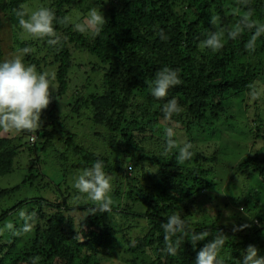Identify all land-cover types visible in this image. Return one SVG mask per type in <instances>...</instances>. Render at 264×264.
<instances>
[{"label":"trees","instance_id":"1","mask_svg":"<svg viewBox=\"0 0 264 264\" xmlns=\"http://www.w3.org/2000/svg\"><path fill=\"white\" fill-rule=\"evenodd\" d=\"M29 1L32 0H0V12L14 31L18 49L31 50L27 54L21 52L24 63L38 68L47 61L56 65L49 123L28 133V141L32 140L35 148V140L41 135V151L55 141L61 143L58 148L61 163L70 160L71 166L82 169L97 159L103 160L106 173H114L116 181H126V197L133 205L124 213L115 206L109 213H92L90 201L83 202V196L78 199L74 189L69 192L66 188V196L60 191L61 200L23 199L10 207H0V223L12 221L19 225L14 214L25 206L35 213L30 232L12 236L6 229L0 231V264H29L34 256L40 257L39 264H106L118 250L123 253L119 264H195L197 252L217 230L228 236L221 253L227 258L226 264H239L241 252L248 245L255 246L258 255L264 256V205L254 201L257 197L251 195V190L247 192L243 187L245 181H241L251 174L264 181V104L260 107L255 103L256 112L250 117L245 99L238 98L248 92L251 83L264 82V36L258 38L255 50L250 51L246 44L253 34L251 30L243 29L235 40L226 35L243 17L264 22V0H248L247 6L241 0H39L42 6L54 10L57 19L71 14L79 18L100 2L102 6L109 3L104 15L107 23L98 36L75 31L70 19L68 25L55 24L62 40L55 47L45 40L18 39L21 29L14 9ZM213 17L217 19L215 27L210 23ZM160 29L166 40L159 38ZM209 31L223 34L224 47L216 53L199 46ZM73 49L96 58L91 68L100 76V83L88 94L85 93L88 86L75 87L69 111L61 117L58 108L69 89ZM2 54L0 41V59ZM165 66L179 70L181 83L170 88L165 98L157 100L149 94L145 82L153 80ZM173 97L183 108L174 117L177 144L184 141L193 144L192 159L182 165L176 163L178 148L164 150L166 122L161 107ZM67 120L80 135L85 128L89 133L80 136L70 131ZM236 124L248 130L249 138L243 139L248 152L232 163L227 155L235 144ZM17 150L11 138L0 137V176L11 171ZM119 154L122 156L117 157ZM38 162L39 157L30 161L28 174L19 185L0 189V201L42 177ZM129 166L133 169L131 173L125 168ZM221 171L229 172L230 186H241L243 198L232 193L209 196L207 191L217 187L211 173ZM209 201H215L213 207H219L218 215H236L241 206L240 212L245 209L251 217L247 216L244 223L236 219L233 225L250 227L233 232V225L228 223H194L197 204L206 205ZM135 204L144 209L134 210ZM202 205L198 211L203 210ZM72 211L83 212L78 223L68 214ZM173 212L182 215L191 231L209 235L195 249L186 240L175 256H169L163 251L161 224ZM112 214L127 219L142 217L146 225L140 227L136 237L130 236L125 231L135 226L113 225L107 218ZM244 219L240 215L239 220ZM119 232L126 245L120 246Z\"/></svg>","mask_w":264,"mask_h":264},{"label":"clouds","instance_id":"2","mask_svg":"<svg viewBox=\"0 0 264 264\" xmlns=\"http://www.w3.org/2000/svg\"><path fill=\"white\" fill-rule=\"evenodd\" d=\"M102 2H107V0H102ZM241 4L247 6L248 0H241ZM101 7L100 2L89 9L81 21L72 25L74 30L81 34L98 36L107 23ZM14 12L19 18V28L24 34L34 39L45 40L49 46L53 47L62 43L60 35L55 30V24L68 25L71 22L67 16L57 19L54 10L46 6H40L29 12L21 4L19 8L14 9ZM210 23L215 27L217 19L211 18ZM245 28L253 33L246 44V49L254 51L258 38L264 36V22L260 20L249 21L248 17H243L231 30L227 31V38L235 40ZM159 38L167 39L163 29L159 30ZM199 46L201 49L216 53L224 47L223 34L220 31H209ZM20 51L27 54L31 50L24 47ZM145 83L149 88V94L154 99L160 100L168 95L170 88L181 83L180 73L178 69L165 66L156 73L153 80ZM52 93H54V85L49 73L39 72L34 65L25 64L20 55L0 60V133L8 134L13 131L31 133L38 130L42 125V110L48 107ZM248 97L253 102L264 97V82L251 83ZM182 111L183 108L175 97L167 100L161 107L162 118L166 122L164 150L170 151L178 148L176 160L178 165L190 161L193 157V144L190 141H184L178 145L175 139L174 117L179 116ZM104 168L105 162L97 159L73 178L77 198L83 196L90 201L92 213H109L113 205L110 195L113 190V175L106 173ZM125 168L129 170V173L133 171L131 166ZM17 216L20 221L19 225L9 221L4 226L12 236L30 232L35 223V213L27 209H20ZM248 227H250L248 224L233 225L232 230L238 232ZM161 228L165 244L163 251L169 256H175L178 247L186 240L190 241L195 249L197 243L205 240L209 235L207 232L191 231L186 220L178 212L167 215ZM227 238L228 236L223 231L217 230L209 242L197 252L195 264H226L227 258L221 253ZM241 255L242 260H239V264H264V256L258 255V249L253 245H248ZM39 260L40 257L34 256L29 264H39Z\"/></svg>","mask_w":264,"mask_h":264},{"label":"rangeland","instance_id":"3","mask_svg":"<svg viewBox=\"0 0 264 264\" xmlns=\"http://www.w3.org/2000/svg\"><path fill=\"white\" fill-rule=\"evenodd\" d=\"M42 6L39 0H32L29 1L25 7L26 9L31 12L32 10H35L36 8ZM109 3H106V5L101 7V11L105 15V11L108 9ZM88 13V12H87ZM82 14L79 18L76 16L69 15V18L71 19L72 23H76L81 21L86 15ZM2 13L0 12V41H1V47H2V57L0 60L11 58L14 55H21V51L18 49V45L14 42V31L9 25V21L7 18H4L3 20ZM18 39L21 40H28L32 39L35 40L32 37L27 36L24 34L21 30L20 33L18 34ZM73 54V66L70 70L69 73V89L67 93L64 95V97L60 101V107L58 108V115H61V117H65L67 114V111H69V104L71 103V92L74 90L75 87H80V86H88L86 88L85 93L88 94L87 92H90L94 90L97 85L100 83V76L96 71H93L91 68V65L95 63L97 60L96 58L88 54L87 52H84L82 50H72ZM52 57L49 58V61H52ZM27 65H32L29 63H25ZM37 71L39 72H47L50 74L52 78V84L54 85V90L56 88V83H55V69L56 65L50 64L48 61L45 63L42 62L40 65V68L35 66ZM81 88V87H80ZM97 89V88H96ZM51 91V90H50ZM239 99H245V104H246V111L248 116H252L256 109V106L254 105L255 103L260 104V107L264 104V97H262L258 101H251L248 97V92L244 93L243 95L238 97ZM241 100V101H242ZM248 105V106H247ZM48 109L49 105L46 109L42 110L41 113V121L42 125L39 129L42 128V126L45 123H49V117H48ZM261 109V108H260ZM264 112V109H263ZM67 128L73 132H77L76 129H72L73 126H71V122L67 120L66 122ZM233 136L235 140V144L233 143V148L230 149L229 154L227 155V160L235 163L237 162V157L240 156L242 153L248 152L246 148L247 143L246 141L244 142L243 139L247 140L249 138V133L248 130L242 127L241 124H236L233 127ZM81 135L82 133H89L88 128H85L84 130L80 131ZM41 134V132H38ZM78 135H80L79 132H77ZM31 135H34L33 133ZM80 135V136H81ZM35 136V135H34ZM33 136V137H34ZM0 137H9L13 140V142L18 146L17 153L15 154L13 164H12V169L10 172L0 176V189H5V188H14L17 185H19L24 177L28 174L29 170V165L30 161L32 159H35L36 157H39V162H38V171L42 174V177H38L35 181L31 182V184H26L25 186L21 187L20 189L15 190L12 192L8 197L3 198L0 201V207L5 208L6 206L10 207L20 200L23 199H40L44 198L47 200H56V199H62L61 197V190L63 191L62 196H66V191L65 189L67 188L69 192L74 189L73 187V178L79 174L83 169L81 167L76 166H71L70 160H63L61 163V159L58 158V148L61 147V143H58L55 141L54 145L50 146V148L45 149L44 151L40 150L41 147V140L43 139L41 135L35 140V148L32 147V143L29 140V134L28 132H22V133H17L15 131L8 133V134H3L0 133ZM42 138V139H41ZM33 139H36L35 137ZM30 142V143H29ZM240 142V145L238 144ZM243 155V154H242ZM70 156V153H69ZM122 154L117 155V157H121ZM73 157V156H72ZM239 160V159H238ZM34 168V170H37ZM113 175V190L111 192V197L113 199V205L118 208L117 211L124 213L126 212V208L130 207L133 205L131 200L126 197V191H127V186H126V181H116V176L114 173ZM211 178L215 179V183H217V187H212L210 190L207 191L210 197L215 196L217 193H220V196L223 195H230L231 193L233 194L234 197L243 196L241 195V186H236L233 184V186H230L231 184V178H229V172L225 173L223 171L219 172L216 175H213L211 173ZM244 178V177H243ZM241 181H245L243 184V187L247 190H251L252 193L251 195L255 198L260 204L264 205V181H259V176L252 175L249 177V179H242ZM254 188H259L258 191H255ZM75 190V189H74ZM65 191V192H64ZM116 191V192H115ZM115 192V193H114ZM119 193V195H117ZM220 198V197H219ZM226 198H229L226 196ZM232 199V198H231ZM236 199V198H233ZM83 202H86V198L84 197ZM202 200V199H201ZM253 200V199H252ZM212 201V200H211ZM209 201V204H197L196 211L193 213L192 221L194 223L202 224V225H208L211 224L212 222H217V223H228L230 225H233L234 222H237L236 219H238L239 223H244L246 220H248V217H251L250 213H248L245 209L244 211L240 212L239 207L238 211L231 216L230 214H223V215H218V209L219 207H213L215 205V201L211 202ZM70 202L73 203V199H70ZM80 202V201H79ZM201 202V201H199ZM127 205V206H126ZM202 208L205 211H198L197 209ZM211 205V206H210ZM205 207V209H204ZM112 208V207H111ZM26 209V206L23 208ZM144 209V206L135 204L134 205V210H137L138 212ZM128 211V210H127ZM69 215L74 216L75 223H78L79 219L82 218L83 212L79 211H72L68 213ZM237 217H235V216ZM243 216L244 221H240L239 217ZM14 217H18L17 214H14ZM113 225H121L123 228H126L128 226L134 225V229L126 230L125 233L130 236H137V231L140 230V227L142 225H146V222H144V219L142 217H133L130 219H127L126 217H121L118 214L116 215H109L107 217ZM7 221H3L0 223V226L2 228V231H4V224H6ZM118 239L121 241V245H126L125 238L122 236V233H118ZM121 255H123L122 251H116L115 255H112L110 259L106 262V264H119L122 263ZM126 256V255H125ZM124 263V262H123Z\"/></svg>","mask_w":264,"mask_h":264}]
</instances>
